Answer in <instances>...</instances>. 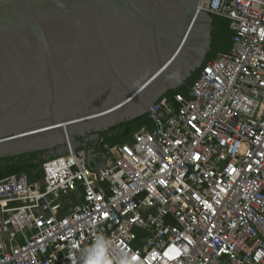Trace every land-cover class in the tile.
Here are the masks:
<instances>
[{"label": "built area", "instance_id": "2783aa9c", "mask_svg": "<svg viewBox=\"0 0 264 264\" xmlns=\"http://www.w3.org/2000/svg\"><path fill=\"white\" fill-rule=\"evenodd\" d=\"M199 8L232 38L191 98L159 99L102 166L78 149L44 161L41 183L0 179V264H81L96 243L138 264H264V0Z\"/></svg>", "mask_w": 264, "mask_h": 264}, {"label": "water", "instance_id": "95a60500", "mask_svg": "<svg viewBox=\"0 0 264 264\" xmlns=\"http://www.w3.org/2000/svg\"><path fill=\"white\" fill-rule=\"evenodd\" d=\"M200 1L0 0V160L84 149L102 166L100 132L149 116L203 66Z\"/></svg>", "mask_w": 264, "mask_h": 264}, {"label": "trees", "instance_id": "16d2710c", "mask_svg": "<svg viewBox=\"0 0 264 264\" xmlns=\"http://www.w3.org/2000/svg\"><path fill=\"white\" fill-rule=\"evenodd\" d=\"M210 15L212 18L211 50L207 54L204 63L218 53L228 52L231 47L232 30L229 20L216 14ZM200 70L201 68L197 69L183 85L175 90L168 91L164 96L179 94L184 98H191V85ZM144 127H151V120L148 115H142L115 125L107 131L100 132V137L108 146L131 145L134 141V134ZM40 154V152H32L17 159L0 160V179L12 174H25L29 182L38 181L41 183L43 179L42 163L46 160Z\"/></svg>", "mask_w": 264, "mask_h": 264}, {"label": "clouds", "instance_id": "9594fccd", "mask_svg": "<svg viewBox=\"0 0 264 264\" xmlns=\"http://www.w3.org/2000/svg\"><path fill=\"white\" fill-rule=\"evenodd\" d=\"M81 264H138L134 254L124 250L118 253V258L113 259L107 254V249L102 243H96L95 247L89 246L87 254H83Z\"/></svg>", "mask_w": 264, "mask_h": 264}, {"label": "flooded vegetation", "instance_id": "af4514ba", "mask_svg": "<svg viewBox=\"0 0 264 264\" xmlns=\"http://www.w3.org/2000/svg\"><path fill=\"white\" fill-rule=\"evenodd\" d=\"M98 147L96 141L88 142V149L96 148ZM100 151V150H97Z\"/></svg>", "mask_w": 264, "mask_h": 264}, {"label": "rangeland", "instance_id": "374dc122", "mask_svg": "<svg viewBox=\"0 0 264 264\" xmlns=\"http://www.w3.org/2000/svg\"><path fill=\"white\" fill-rule=\"evenodd\" d=\"M70 199H74V197L68 198V199H61V203H68L69 201L71 202ZM67 206V204L65 205V207Z\"/></svg>", "mask_w": 264, "mask_h": 264}]
</instances>
